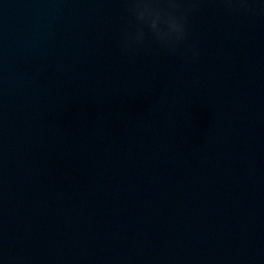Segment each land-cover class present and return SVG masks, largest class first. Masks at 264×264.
Instances as JSON below:
<instances>
[{
    "label": "water",
    "instance_id": "1",
    "mask_svg": "<svg viewBox=\"0 0 264 264\" xmlns=\"http://www.w3.org/2000/svg\"><path fill=\"white\" fill-rule=\"evenodd\" d=\"M195 5L0 0V264H264V0Z\"/></svg>",
    "mask_w": 264,
    "mask_h": 264
},
{
    "label": "clouds",
    "instance_id": "2",
    "mask_svg": "<svg viewBox=\"0 0 264 264\" xmlns=\"http://www.w3.org/2000/svg\"><path fill=\"white\" fill-rule=\"evenodd\" d=\"M129 11L139 23L134 31H125L124 46L131 47L144 41L146 26L155 38L170 51L175 52L177 46L187 35V16L190 8H194L195 0H127ZM231 4L232 0H226ZM166 7H160V4ZM187 3L188 7H185ZM137 10H143L146 15H137ZM159 21V25L155 23Z\"/></svg>",
    "mask_w": 264,
    "mask_h": 264
}]
</instances>
